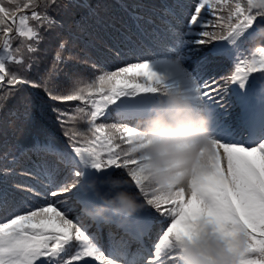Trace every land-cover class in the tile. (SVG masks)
I'll return each instance as SVG.
<instances>
[{
  "label": "snow or ice",
  "instance_id": "obj_1",
  "mask_svg": "<svg viewBox=\"0 0 264 264\" xmlns=\"http://www.w3.org/2000/svg\"><path fill=\"white\" fill-rule=\"evenodd\" d=\"M102 7L0 0V114L28 124L54 114L67 139L58 146L51 135L35 138L27 149L5 141L0 264H178L175 241L208 230L225 238L242 233L236 264H264V113L242 122V133L212 132L186 180L159 192L129 150L141 112L128 108L179 88L211 113L212 128L223 123L215 112L225 107L229 86L244 88L249 80V99L264 105V0H166L147 17L133 13L134 32L110 25ZM85 34L91 38L77 51ZM50 53L49 65L33 75ZM226 59L232 70L220 74ZM73 61L89 66L87 78L70 68ZM61 72L71 88H61ZM109 174L126 179L143 207L90 219L82 210L97 200L90 182Z\"/></svg>",
  "mask_w": 264,
  "mask_h": 264
},
{
  "label": "clouds",
  "instance_id": "obj_2",
  "mask_svg": "<svg viewBox=\"0 0 264 264\" xmlns=\"http://www.w3.org/2000/svg\"><path fill=\"white\" fill-rule=\"evenodd\" d=\"M212 115L179 88L162 89L136 117L138 139L129 150L140 159L143 178L154 191L166 192L186 180L200 150L211 146ZM97 200L82 209L93 220L112 215L131 216L143 207L136 193L124 187L127 180L106 175L90 182ZM98 184L105 186L99 189ZM244 235L232 238L208 230L194 240L175 241L178 264H236Z\"/></svg>",
  "mask_w": 264,
  "mask_h": 264
},
{
  "label": "trees",
  "instance_id": "obj_3",
  "mask_svg": "<svg viewBox=\"0 0 264 264\" xmlns=\"http://www.w3.org/2000/svg\"><path fill=\"white\" fill-rule=\"evenodd\" d=\"M93 4H101L104 7L101 8V15L104 19L110 24L114 25L115 28H127L132 32L135 31V22L132 20V14L143 15L147 17L150 12L149 9L154 6H159L166 2V0H90ZM139 5L140 7H136ZM217 15H226L224 12L217 11ZM209 19H215V16L209 15ZM111 30V29H110ZM87 34L83 35L82 41L77 42V51H79L82 46V42L90 39ZM20 43V39L17 38L14 41V45ZM259 43V42H257ZM43 47V45L41 46ZM245 47H249L245 45ZM51 53L48 57L42 58L38 67H33L32 73L35 75L37 71L43 72L45 67L49 65L51 59ZM65 55H68L67 53ZM136 62V61H130ZM187 66V65H186ZM13 70H16L15 65H10ZM189 67L191 65L189 64ZM70 68L75 72L79 73L84 78H87L90 74V68L88 65L81 63L80 61H73L70 65ZM232 70V60L226 59L222 64L217 68V71L220 74H230ZM58 83L62 89H69L72 87L71 81L65 76L63 72L60 73ZM229 86L228 90L224 95V104L225 107L221 108L218 106V109L222 112H225V120L231 124L235 132L242 133V128L240 126V121L238 120L239 107L237 106L236 100L231 92ZM68 107H74L70 104ZM101 123L113 124L120 121L117 120H108V121H99ZM68 127H72V124H68ZM129 126H134L129 124ZM77 127L81 131H86V128L81 124H78ZM51 135L55 139L58 146H63L67 142V139L63 136L61 131V126L55 123V115L52 114L46 118L37 117L35 123L28 124L24 121L17 119L14 116L5 117L3 114H0V154L3 152L4 143L8 141L9 144L19 143L25 149H27L34 141L35 138L44 140L46 136ZM35 159V156L32 157ZM107 229H105V233Z\"/></svg>",
  "mask_w": 264,
  "mask_h": 264
},
{
  "label": "rangeland",
  "instance_id": "obj_4",
  "mask_svg": "<svg viewBox=\"0 0 264 264\" xmlns=\"http://www.w3.org/2000/svg\"><path fill=\"white\" fill-rule=\"evenodd\" d=\"M258 75V74H257ZM252 83L250 84L249 88L246 89V86L244 88L239 87L237 89L238 92H242V95H244V98L242 99V102L244 103V109L242 111V113L244 112L245 114L248 113L250 110H252L255 102L250 100L248 97V93L250 92ZM151 102V97L148 98H143L140 99L139 102H133L132 104L128 105L129 110L131 111H136V110H143L147 104H149ZM263 110H264V105H261ZM229 127L226 124H220L219 126H217L215 123L213 124L211 131L216 134L219 135L221 137H227L229 135Z\"/></svg>",
  "mask_w": 264,
  "mask_h": 264
}]
</instances>
